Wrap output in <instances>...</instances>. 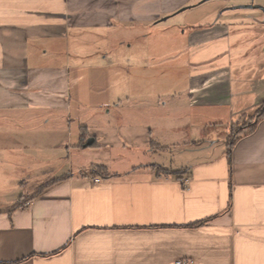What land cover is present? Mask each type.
Instances as JSON below:
<instances>
[{"label":"crops","instance_id":"obj_1","mask_svg":"<svg viewBox=\"0 0 264 264\" xmlns=\"http://www.w3.org/2000/svg\"><path fill=\"white\" fill-rule=\"evenodd\" d=\"M183 1L0 0V113L52 114L59 143L74 145L76 121L79 146L92 137L98 151L140 153L122 168L95 164L101 173L55 172L22 206L0 207V264H264V118L227 145L264 104V23L214 25L207 43L191 27L165 58L146 32L114 40ZM187 52L186 65L213 62L210 78L157 91V61Z\"/></svg>","mask_w":264,"mask_h":264},{"label":"rangeland","instance_id":"obj_2","mask_svg":"<svg viewBox=\"0 0 264 264\" xmlns=\"http://www.w3.org/2000/svg\"><path fill=\"white\" fill-rule=\"evenodd\" d=\"M201 1L184 0L180 7L154 21L151 27L140 26L137 31L133 30L134 32L123 29L114 35V40L131 41L138 36L140 39H144L140 36L146 32L145 39L157 46V56L165 58L167 53L162 52L172 51L175 53L179 50L178 43L190 41L191 27H203L202 30L205 32L201 31L203 35L200 33V36H203L205 42H209L211 40L210 29L214 25L229 23V20L250 21V23H257L256 21L261 20L264 23V0ZM185 7L187 8L181 10ZM165 17L167 18L163 20ZM183 31H185L184 34ZM163 42H171L173 48L162 50L160 45ZM210 50L211 47L204 48L205 53L211 52ZM159 53L162 56L158 55ZM189 55L190 53L187 52L184 56L172 57L176 59H171V61L166 60L164 63L157 61L154 81V88L157 91L188 89L197 72L199 77L203 78L202 82L210 78L213 62L207 61L202 65L198 63L186 65ZM199 68H202L203 71H200ZM207 86L210 87V85ZM24 118L26 119H21L17 115L0 113V207L13 206L21 198L29 197L32 193L36 194L40 190L39 185L47 183L46 181L56 176L58 172L89 170L95 164L102 162H107L106 164L113 169L122 168L136 161V156L140 154L137 150L98 151L91 146H79L81 132H79V123L76 121L73 122L70 131L74 142L71 147L68 143H59L66 130H63L59 124L61 128L57 129L58 133L55 131L57 126L52 114L34 120H28L25 116ZM215 118L223 120L220 116ZM64 119L62 125H67L68 117L65 116ZM245 122L250 123L251 119L245 118V120L239 121L232 129L241 127ZM223 130L222 125L217 129L216 136L219 140L222 138L220 141L224 144L226 139H223ZM212 131L217 133L215 127L212 128ZM42 137L43 139H41ZM171 151L175 154L179 150L172 148ZM169 153L164 154L166 160L174 157Z\"/></svg>","mask_w":264,"mask_h":264},{"label":"trees","instance_id":"obj_3","mask_svg":"<svg viewBox=\"0 0 264 264\" xmlns=\"http://www.w3.org/2000/svg\"><path fill=\"white\" fill-rule=\"evenodd\" d=\"M264 118V104L263 106L259 109V111L253 116L251 117V122L247 123L245 122L244 125H242L239 128H234L231 130V133L229 135V139L227 142V145L229 146V148L231 149L232 146L235 145V143L241 139L242 137L248 135L249 133H251L257 126V124ZM243 120V119H242ZM245 120V118H244ZM84 144V143H83ZM105 167L104 166H98L95 165L92 167V172L94 173H101L102 171H104ZM163 173L166 175H171V174H176L175 171H171V170H167L164 169ZM39 192H37L36 194H39ZM36 194H33L29 197H23L20 200H18L13 206L12 209L17 208L19 206H22L23 204H25L28 200L32 199ZM203 222H198L195 224H192L193 226H198L201 225Z\"/></svg>","mask_w":264,"mask_h":264},{"label":"water","instance_id":"obj_4","mask_svg":"<svg viewBox=\"0 0 264 264\" xmlns=\"http://www.w3.org/2000/svg\"><path fill=\"white\" fill-rule=\"evenodd\" d=\"M205 1H207V0H202L201 2H205ZM187 7H185V8H183V9H181V10H184V9H186ZM167 17H165V18H163V20H165ZM94 141H95V139L94 138H89L87 141H86V143H84V147H89V146H92L93 144H94Z\"/></svg>","mask_w":264,"mask_h":264},{"label":"built area","instance_id":"obj_5","mask_svg":"<svg viewBox=\"0 0 264 264\" xmlns=\"http://www.w3.org/2000/svg\"><path fill=\"white\" fill-rule=\"evenodd\" d=\"M91 181H92L93 183H100V182L102 181V178H101V177H93V178L91 179Z\"/></svg>","mask_w":264,"mask_h":264}]
</instances>
